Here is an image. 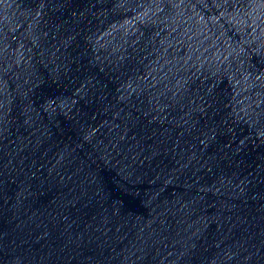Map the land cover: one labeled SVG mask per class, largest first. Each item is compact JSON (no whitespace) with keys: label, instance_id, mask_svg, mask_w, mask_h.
I'll list each match as a JSON object with an SVG mask.
<instances>
[{"label":"water","instance_id":"95a60500","mask_svg":"<svg viewBox=\"0 0 264 264\" xmlns=\"http://www.w3.org/2000/svg\"><path fill=\"white\" fill-rule=\"evenodd\" d=\"M0 264H264V0H0Z\"/></svg>","mask_w":264,"mask_h":264}]
</instances>
